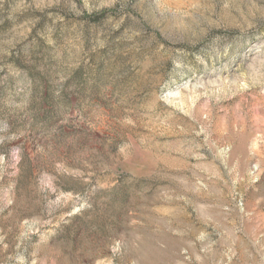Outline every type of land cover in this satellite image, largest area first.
Listing matches in <instances>:
<instances>
[{
	"label": "rangeland",
	"instance_id": "1",
	"mask_svg": "<svg viewBox=\"0 0 264 264\" xmlns=\"http://www.w3.org/2000/svg\"><path fill=\"white\" fill-rule=\"evenodd\" d=\"M0 264H264V0H0Z\"/></svg>",
	"mask_w": 264,
	"mask_h": 264
}]
</instances>
